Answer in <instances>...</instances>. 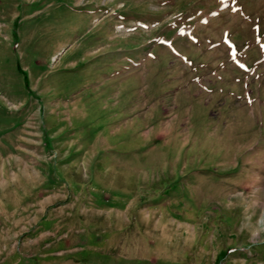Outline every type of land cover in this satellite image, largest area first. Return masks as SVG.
<instances>
[{"label": "rangeland", "instance_id": "rangeland-1", "mask_svg": "<svg viewBox=\"0 0 264 264\" xmlns=\"http://www.w3.org/2000/svg\"><path fill=\"white\" fill-rule=\"evenodd\" d=\"M0 264H264V0H0Z\"/></svg>", "mask_w": 264, "mask_h": 264}]
</instances>
